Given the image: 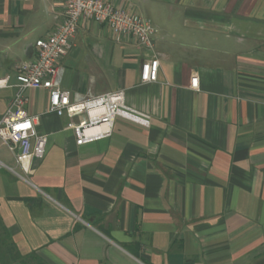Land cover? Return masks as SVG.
I'll return each instance as SVG.
<instances>
[{
  "label": "crops",
  "instance_id": "0c3cea01",
  "mask_svg": "<svg viewBox=\"0 0 264 264\" xmlns=\"http://www.w3.org/2000/svg\"><path fill=\"white\" fill-rule=\"evenodd\" d=\"M65 1L0 0V78L16 83ZM109 1L157 28L158 80L141 81L150 50L81 19L61 88L122 89L151 125L119 117L77 145L80 117L47 113L48 91L29 89L47 154L26 180L0 139V223L26 264H264V0ZM14 92L0 89V118Z\"/></svg>",
  "mask_w": 264,
  "mask_h": 264
},
{
  "label": "built area",
  "instance_id": "2783aa9c",
  "mask_svg": "<svg viewBox=\"0 0 264 264\" xmlns=\"http://www.w3.org/2000/svg\"><path fill=\"white\" fill-rule=\"evenodd\" d=\"M81 19L106 25L117 41L131 38L152 52L142 64L143 83L158 80L160 59L155 53L157 28L153 22L136 12L116 5L109 0H66L60 25L45 39L36 41V59L16 65V83L11 85L9 77L0 78V89L14 87L15 92L7 110L0 118V139L15 155L17 164L27 180L32 170L33 159H43L47 154L48 135L39 134L36 125L38 115H31L26 106L29 89H44L49 94L47 113L68 116V128L74 130L77 145H83L112 136L117 118H123L149 127L152 118L126 102L124 90L100 95L76 97L61 88V60L69 53ZM197 87V78L193 79Z\"/></svg>",
  "mask_w": 264,
  "mask_h": 264
},
{
  "label": "trees",
  "instance_id": "16d2710c",
  "mask_svg": "<svg viewBox=\"0 0 264 264\" xmlns=\"http://www.w3.org/2000/svg\"><path fill=\"white\" fill-rule=\"evenodd\" d=\"M0 258L3 264L11 261H21L26 264L25 258L18 252L7 229L0 223Z\"/></svg>",
  "mask_w": 264,
  "mask_h": 264
}]
</instances>
